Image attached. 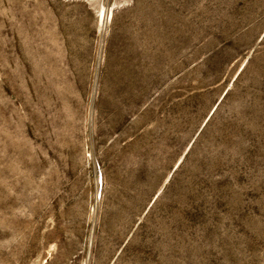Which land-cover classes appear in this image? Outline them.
Instances as JSON below:
<instances>
[{
    "label": "rangeland",
    "instance_id": "374dc122",
    "mask_svg": "<svg viewBox=\"0 0 264 264\" xmlns=\"http://www.w3.org/2000/svg\"><path fill=\"white\" fill-rule=\"evenodd\" d=\"M0 264H264V0H0Z\"/></svg>",
    "mask_w": 264,
    "mask_h": 264
}]
</instances>
